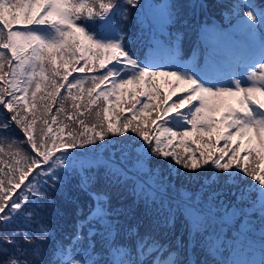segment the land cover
Here are the masks:
<instances>
[{"label":"snow or ice","instance_id":"snow-or-ice-1","mask_svg":"<svg viewBox=\"0 0 264 264\" xmlns=\"http://www.w3.org/2000/svg\"><path fill=\"white\" fill-rule=\"evenodd\" d=\"M125 4L163 37L143 57L129 51L118 22L127 19ZM177 15L169 0H0V264H197L179 259L181 237L162 243L154 233L183 218L193 244L210 227L225 234L239 224L234 240L243 245L257 213L260 260L214 264H264V3L235 0L231 32L202 28L203 63L196 51L184 59L182 33L167 32ZM221 45L235 64L225 67ZM153 158L167 162L169 177L176 168V179L199 182L200 192L180 195L176 213L170 200L144 235L129 227L132 243L121 245L116 221L125 212L93 186L132 187L163 210V194L144 179ZM73 178L92 204L77 209L65 244L34 217L39 203H53L50 190ZM20 222L22 232L7 230ZM97 235L107 258H96ZM204 243L213 256L223 246L221 235Z\"/></svg>","mask_w":264,"mask_h":264},{"label":"trees","instance_id":"trees-1","mask_svg":"<svg viewBox=\"0 0 264 264\" xmlns=\"http://www.w3.org/2000/svg\"><path fill=\"white\" fill-rule=\"evenodd\" d=\"M155 2L158 3L160 0H141L142 3L146 2ZM164 1V0H163ZM206 1L207 3H213V6L210 7L211 11L218 15L220 18L223 17L222 21L225 22V18L230 16V7L233 4V0H169L170 3H173L177 6L178 15L174 24H172L167 32L175 33L180 27L182 30L180 33H188V27H192L191 33H196L197 28H204L208 23L204 9L200 7H194ZM264 0H256L257 3H261ZM128 15L126 20H119L118 22L122 23L123 31L126 33L125 40L128 42V45L133 49H139L144 52L150 48V44L146 42V36L151 30L158 28L152 26L151 23L145 22L141 23L144 20V16L138 8H133L130 5H124ZM195 11H199V15H193ZM199 17L198 19H196ZM151 29V30H150ZM195 45L194 41H191L190 44L185 45L192 47ZM182 50H185L182 46ZM13 135H22L19 130H15ZM131 135V133H129ZM110 140H121L122 137H111ZM92 147V146H89ZM83 151V150H80ZM100 152L104 153L105 148H100ZM5 159H8L5 157ZM149 167L153 169V172L150 176H145V180L153 184V187L162 193V198L164 200L163 210L159 207V199H157L156 204L153 205L151 201L145 204L142 197L136 195L133 192L132 187L128 188H116L109 187L103 181L97 185L93 186V190L97 191H106L111 197V203L113 207L120 208L125 212L124 216H121L116 223L121 226L120 236L117 238L119 244L132 243L128 238V228L132 227L133 229L139 230L141 235H144L145 232L150 231V226H154L158 219H162L163 214L168 212L169 201L171 200V206L173 213L177 212L176 209V200L180 195L184 194L185 191L190 193H199L200 192V183L199 182H186V178L176 179L175 171L176 168L172 169V177L168 175L167 162L162 160L152 159ZM177 168L179 166H176ZM181 172L186 170L180 169ZM171 181V182H169ZM205 197L207 196V191L204 193ZM176 199H173V198ZM225 201H234L235 197L231 195H225L223 197ZM50 200L52 204L45 206L43 203H39L36 208V216L34 220H42L45 224L49 225L53 232V241L58 242L63 240L65 244L68 243L69 237L73 235L76 230V224L78 219L81 217L77 214V209L82 208L85 213H87L89 206L92 204V200L87 191H83L78 187L77 178H73L68 186L63 191H57L55 189L50 190ZM181 216L183 214L181 212ZM258 217L259 214L257 213ZM186 218V217H184ZM259 219V218H258ZM260 222V221H259ZM183 223V218L177 221L175 229L163 232L154 233L162 243H169L175 241L177 237H181L185 242V250L180 253L179 259H191L197 262V264H202L205 260L208 264H214L215 261H227L229 260L230 253L232 251L229 248L222 246L220 251L214 256L209 255L204 241L207 240L208 234L205 233L204 236L196 237L193 244H189V240L192 237L189 236L185 227H181ZM35 223H33L29 228L28 232L31 234V229L35 228ZM13 228L22 232L25 230V223L20 222L15 225H11L7 230L11 231ZM261 224L256 223V232L252 233V237L260 236ZM230 233L232 231L228 230L226 232ZM216 235H221L220 232L215 233L212 237ZM235 235V234H234ZM233 235V236H234ZM96 245L97 259L107 258L106 253L103 251L107 245L104 244L101 236L97 235L93 237ZM53 241H49L43 244L45 253L51 254L53 248ZM247 242L248 240H244ZM86 244V242H85ZM235 244L232 245V247ZM24 247L31 249L32 245L24 244ZM10 248V246H9ZM11 250V249H10ZM193 250L195 255H193Z\"/></svg>","mask_w":264,"mask_h":264},{"label":"rangeland","instance_id":"rangeland-1","mask_svg":"<svg viewBox=\"0 0 264 264\" xmlns=\"http://www.w3.org/2000/svg\"><path fill=\"white\" fill-rule=\"evenodd\" d=\"M235 18L233 19V25L235 24ZM232 25V26H233ZM232 31V27H231V29H229L227 32H231ZM221 52V51H220ZM221 54V53H220ZM225 66H227L228 67V64H226ZM245 78H246V73H245ZM252 221H253V223H252V227H251V231L249 232V234H252V233H255L256 232V222H257V220H256V217L255 216H253L252 217ZM183 224V223H182ZM182 224H181V227H183L182 226ZM236 227L238 228L239 227V224H237L236 225ZM219 231V228L218 227H210L209 229H208V231H207V233L206 234H208V237H212L213 236V233H216V232H218ZM259 238V236H256V237H254V238H252L251 240H249L250 242H253L254 243V241L253 240H255V239H258ZM248 239V238H247ZM222 240H223V245H228V243H229V240H227L226 238H222ZM258 241H260V243H261V238H260V240H258ZM245 244V241H243V245ZM243 245H241V244H239L238 242H236V246H235V248H236V255L237 254H240V252L241 253H253V256L255 257V258H260V255H259V251H258V249H260V244H255L254 243V246H255V249L257 250V251H253L251 248H253L252 246L251 247H249V246H243ZM242 249V250H241ZM235 255V259H239V256H236ZM242 256H245V255H242ZM234 259V260H235Z\"/></svg>","mask_w":264,"mask_h":264}]
</instances>
